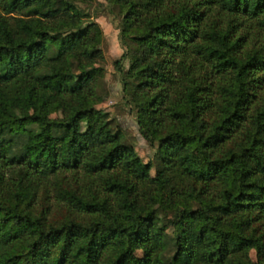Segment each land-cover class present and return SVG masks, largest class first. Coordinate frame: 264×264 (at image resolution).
<instances>
[{"label": "trees", "instance_id": "16d2710c", "mask_svg": "<svg viewBox=\"0 0 264 264\" xmlns=\"http://www.w3.org/2000/svg\"><path fill=\"white\" fill-rule=\"evenodd\" d=\"M105 1L154 164L96 108L93 0H0V264H264V0Z\"/></svg>", "mask_w": 264, "mask_h": 264}, {"label": "rangeland", "instance_id": "374dc122", "mask_svg": "<svg viewBox=\"0 0 264 264\" xmlns=\"http://www.w3.org/2000/svg\"><path fill=\"white\" fill-rule=\"evenodd\" d=\"M88 13L90 15L89 19L96 22L102 31L100 48L103 53V59L96 64V66L102 67L101 76L97 79V91L100 98L96 108L105 114L113 130L120 132L125 144L131 145L135 153L144 162H152L154 164L156 145H149L139 133L134 115L123 99L122 85L113 65V61L124 51L118 39L119 29L117 28L121 14L116 7H110L105 0H93L91 6L88 7ZM124 65L127 68L129 61L125 60ZM49 116L57 118L60 116V112L53 109L49 112ZM24 138V136H21V138L14 140L13 150L15 152L20 150ZM150 173L154 175V168L151 169ZM50 203L52 207L56 204L54 201H50ZM160 216L164 217L163 214H160ZM166 219L167 217L163 219V222ZM184 228L189 229L190 226L186 224ZM171 231L173 229L169 228L168 232ZM171 250H175L174 247ZM250 256L252 258L255 257L253 251L250 252Z\"/></svg>", "mask_w": 264, "mask_h": 264}]
</instances>
